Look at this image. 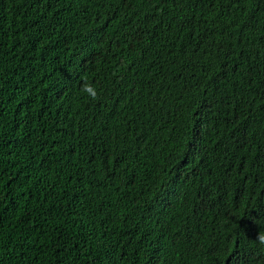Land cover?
<instances>
[{
    "label": "trees",
    "instance_id": "16d2710c",
    "mask_svg": "<svg viewBox=\"0 0 264 264\" xmlns=\"http://www.w3.org/2000/svg\"><path fill=\"white\" fill-rule=\"evenodd\" d=\"M260 231L264 0H0V264H264Z\"/></svg>",
    "mask_w": 264,
    "mask_h": 264
},
{
    "label": "clouds",
    "instance_id": "9594fccd",
    "mask_svg": "<svg viewBox=\"0 0 264 264\" xmlns=\"http://www.w3.org/2000/svg\"><path fill=\"white\" fill-rule=\"evenodd\" d=\"M83 92L86 93L92 100L98 99L97 89L91 84L85 83L83 86ZM256 240L260 244H264V231H260L258 233Z\"/></svg>",
    "mask_w": 264,
    "mask_h": 264
}]
</instances>
